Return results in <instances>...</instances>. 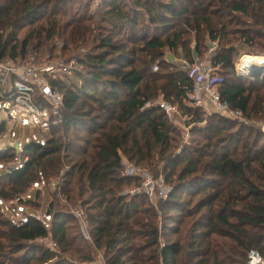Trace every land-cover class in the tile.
<instances>
[{"label": "trees", "instance_id": "16d2710c", "mask_svg": "<svg viewBox=\"0 0 264 264\" xmlns=\"http://www.w3.org/2000/svg\"><path fill=\"white\" fill-rule=\"evenodd\" d=\"M135 4L142 15L126 11L121 0H102L97 14L77 0H0L1 62L24 60L30 51L46 56L54 40L74 50L86 48L72 80L50 81L64 97L51 138L27 144L21 153L0 148V264H71L38 242L49 239L63 253L75 245L69 226L74 217L56 211L54 201L50 217L16 221L6 214L29 205L41 212V191L52 179H59L54 192L84 209L93 244L112 255H106V264H126V254L130 264H145L149 251L152 262L159 257L162 264H180L184 253L185 264H248L253 250L264 262V132L219 112L208 117L190 98L195 83L188 68L166 65L159 55L164 49H184L192 67L203 56L200 41L208 34L219 44L212 63L223 74L217 84L222 102L248 121L264 119V77L244 83L235 70L239 45L248 54H264V0ZM238 15L249 22L242 26ZM143 16L147 24L139 23ZM139 32L143 35L137 38ZM187 32L197 34L190 51L183 39ZM157 63L160 69L154 72ZM162 103L197 125L193 147L181 155L175 156L174 128ZM204 122L206 127H198ZM6 129L2 122L0 136ZM123 156L136 166L154 171L156 165L162 171L172 187L163 210L192 223L187 248L174 243L162 249L158 229L145 236L147 226L152 227L141 220L148 214L143 210L147 197L136 194L129 200L124 195L139 188L140 179L123 175ZM37 186L36 200H27ZM82 260L93 263L92 258Z\"/></svg>", "mask_w": 264, "mask_h": 264}, {"label": "rangeland", "instance_id": "374dc122", "mask_svg": "<svg viewBox=\"0 0 264 264\" xmlns=\"http://www.w3.org/2000/svg\"><path fill=\"white\" fill-rule=\"evenodd\" d=\"M77 1H82L83 5H89V11L96 13L97 9L100 7L102 0H92L88 2V0H77ZM159 1H164L165 0H159ZM167 1V0H166ZM136 0H121V3L123 4V8L126 9V11H129L132 15H135L136 13L138 15H142L143 12L141 10L136 9ZM91 4V5H90ZM77 10L79 9L78 6L75 7ZM97 14V13H96ZM238 17V22L242 23V26L245 25V23L249 22L248 18H242L241 16H236ZM98 19V18H97ZM148 23V18L146 16H143L141 18V21L139 23ZM92 30H94L93 25L91 26ZM135 33V31H133ZM25 33V32H24ZM24 33L20 34V38L22 39L24 37ZM96 36V32H93L92 34ZM143 35L142 32L137 33V38L141 37ZM184 41L187 42V47L189 48V51L192 49H195V45L197 43V34L195 32H187L185 38H183ZM93 40V39H92ZM91 40V41H92ZM118 43H124V40L119 38L117 41H120ZM202 47L201 51L204 49V53L202 57H196L194 63H203L205 66L211 65L210 61V56H209V50L213 48L212 43L214 41L210 40L208 34H203L201 37ZM127 45V44H126ZM217 45L219 46L218 42ZM129 49H131V46H129ZM48 50L50 52L47 53L46 56L40 55L39 52L36 51H30L29 55L26 59L24 60H18L12 61L16 66H22L24 64H40L42 62H48V63H56V62H63L64 64L69 65L71 61L77 60L78 57H82L86 53V48H80L78 50H74L73 48H70L66 46L62 42V40H54L51 42V44H48ZM138 49V48H137ZM239 54L235 56V70L236 73L238 74V77L245 82L248 80H256V79H263L264 77V69L261 71L260 74L254 75L252 78H245L244 76L239 75V70H242L245 72L247 70V64H248V57H262L264 58V54H248L247 51H245V47L243 45H239L238 48ZM88 50V49H87ZM139 51V50H138ZM184 49H179L178 51H171L168 49H164L162 52H159V55H162L161 57V62L165 63L166 65L169 66H176L179 70H186L188 63L190 60L186 58L187 55H185ZM206 52V53H205ZM158 55V54H157ZM140 56V55H139ZM247 56V57H245ZM137 58V57H136ZM248 58L246 64L245 60ZM181 60L186 63L182 64ZM11 62L9 60L2 61V63H8ZM156 65L159 66L160 69V63H157ZM155 66V65H154ZM153 66V67H154ZM153 67L151 69H153ZM165 67V66H164ZM182 68V69H181ZM74 69L78 70V66L74 65ZM158 69V70H159ZM221 70L217 69L215 73H213V79L214 81L218 84L221 81V75L220 74ZM224 73V71H223ZM75 73L67 74L65 76H62L61 79H73ZM70 84V83H69ZM68 84V85H69ZM36 99L38 103V93H36ZM162 99H159L158 101H161ZM203 100L206 102L205 106V111L207 113V116H214L215 113H218V110L216 106L212 105L210 100L208 99L207 96L203 97ZM8 107L6 106L3 110H0V124L2 122H7V129L5 131V134L0 136V148H6V147H14V143L10 141V137L7 135L6 138H3L9 131L11 132L13 129L16 130L18 137L20 138L21 135H25L24 137L29 136V129L25 130H20V128L15 127L14 125H11L8 118V113L5 110ZM0 109H1V102H0ZM62 115V112H61ZM24 118L27 120V122L30 121V118L28 115H24ZM36 118V117H35ZM59 123L56 125L58 126L60 124L61 117L58 118ZM169 120L171 123V126L174 128L173 134L171 135V138L177 142L173 143V145L177 148L175 156L176 155H181L184 150L186 149H191L193 147V141H195L197 138L195 136H192V131L197 125H191L190 118L183 116L181 112H171L169 115ZM250 125L255 128L261 129L264 127V119L257 120L255 119L254 121H249ZM30 124V123H28ZM53 127L50 126L48 130H46L45 133H41L40 129H35L33 134L39 136L40 138L42 137L45 141H47L49 138H51V128ZM200 128L206 127V123L204 122L200 126ZM45 131V130H44ZM32 133V132H31ZM122 162H129L127 158L123 156V161ZM131 165L136 167L140 171V173L146 175V177H149V179L152 182V188L154 189V196L153 197H147V201L145 202V206L143 208L144 211H146L148 214L144 215L141 217V220L146 225L151 224L152 227H148L144 230L145 236L149 238L151 236V233L154 229H158L159 232V239H158V246L161 247L162 249L164 248V245L166 244H174V243H180L181 245H184L185 248H187L189 242L188 241V236H189V229L191 228L190 220L185 219L184 216H180L178 213H171L168 210H163L164 207L162 208L161 205H163L164 201L167 200L163 197H161L160 194V188H166L168 193L170 194L172 191L171 185L166 182L165 177L161 175L162 171L159 170L158 166H154L152 170L147 169V167L144 166H136L135 164H132L129 162ZM179 171V169H177ZM123 175H124V168H122ZM178 175V174H177ZM175 175V177L177 176ZM143 178H140V186L143 184ZM175 179V178H174ZM59 179L55 180L52 179L48 181L47 186L49 185V188L43 187L41 191V195L44 196V200L42 203L44 204L43 209L40 211L35 210V208L32 205H29L28 207L26 206H20L18 209L14 211H10L8 209L7 211V216L11 220H18L19 217H23L25 220H27L29 217H40L41 214L46 216V212L49 209V205L51 204L52 201H54L55 204V210L62 212L65 215H71L74 217V220L70 218L69 226L72 228L71 229V237L73 240H75V245H72V249L69 250L68 252H61L57 247H53L52 245H48L47 243H41L43 246L48 248L49 250L53 251L55 255L57 256V259H67L71 264H81L82 259L86 258H92L93 263L92 264H106V255H109L110 257L112 256L105 247L98 248L97 245L93 244V241L90 238V225L87 221L88 216L86 215L84 209L81 207H73L69 203L66 202L64 198H62L61 194L58 192H54L56 190V187L58 186V181ZM173 180V179H172ZM171 182V181H170ZM40 186V185H39ZM41 188V187H40ZM139 189V188H138ZM135 188H129L125 190L124 195L128 197L130 200L132 198V195L130 193L134 190H138ZM39 192L38 186L34 188L31 191V197L33 200H36L37 195ZM52 193V195H51ZM56 193L58 194L56 196ZM52 197V199H51ZM54 197V198H53ZM4 207H9L12 205L8 202H5ZM17 204H13V207H15ZM39 207V206H38ZM42 216V215H41ZM187 217V216H186ZM149 235V236H148ZM147 237H145V241H147ZM149 241V240H148ZM151 247V246H146V248ZM154 248H152V251ZM151 251L145 254L146 261L145 264H162V261L159 260V257L155 259L152 262V258L150 256ZM129 255V254H128ZM128 255L126 254V259L125 263L130 264L128 260ZM186 256V253H184L181 256L180 264H185L184 263V258ZM55 259V261L57 260ZM54 261L49 262L48 264H53Z\"/></svg>", "mask_w": 264, "mask_h": 264}, {"label": "built area", "instance_id": "2783aa9c", "mask_svg": "<svg viewBox=\"0 0 264 264\" xmlns=\"http://www.w3.org/2000/svg\"><path fill=\"white\" fill-rule=\"evenodd\" d=\"M213 48L209 50L210 61L212 63L216 56L218 48L217 42L212 43ZM181 63L185 64L181 60ZM74 65L79 67L76 60L71 61L69 65L63 62L48 63L42 62L40 64H24L22 66H16L12 61L8 63H2L0 61V102L1 109L3 110L6 106L8 110V120L11 125L18 127L22 130L26 128H38L41 133H45L50 126L59 123L61 112L64 107V97L61 92L53 88L50 81L61 79L62 76L71 74L76 69ZM189 71V77L195 83V91L190 95V98L195 101L197 107L206 106V102L203 100L204 96H207L212 105L216 106L218 112L225 118L235 120L239 123H243L247 126L250 122L245 119L243 114L238 110H233L227 103L222 102L219 88L217 83L214 81L213 73L216 72V68L211 65L205 66L203 63H195L192 67L187 66ZM159 67L155 65L153 71H158ZM264 69L262 67L259 73L247 74L242 70H239V74L243 73L245 78H252L254 75H258ZM36 93H38V102ZM43 100L45 104L42 106L40 101ZM161 107L170 115L171 112H177L176 109L168 104L162 103ZM24 115H28L30 121L24 118ZM36 117V118H35ZM8 122V121H6ZM30 123V124H28ZM45 130V131H44ZM264 132V127L262 128ZM32 132V133H31ZM33 130L30 131L28 137L21 135L19 138L16 130L9 131L3 138L8 135L11 142L14 143V148L17 153H21L23 148L27 144L38 143L44 144V139L35 134ZM122 168H124V176L127 178H143V184L138 190H134L130 195L144 194L149 197H153L154 189L152 188V182L149 177L140 173L136 167L131 165L129 162H122ZM161 197L167 199L168 191L166 188H160ZM127 195V194H126ZM31 194L27 196V200H32ZM7 210V208H6ZM22 223L25 220H20ZM39 243H47L56 248L49 239H43L38 241ZM248 264H264L260 254L257 251H251L248 255Z\"/></svg>", "mask_w": 264, "mask_h": 264}, {"label": "bare ground", "instance_id": "6f19581e", "mask_svg": "<svg viewBox=\"0 0 264 264\" xmlns=\"http://www.w3.org/2000/svg\"><path fill=\"white\" fill-rule=\"evenodd\" d=\"M264 67V58L262 57H250L248 60L247 74L259 73L260 69Z\"/></svg>", "mask_w": 264, "mask_h": 264}, {"label": "water", "instance_id": "95a60500", "mask_svg": "<svg viewBox=\"0 0 264 264\" xmlns=\"http://www.w3.org/2000/svg\"><path fill=\"white\" fill-rule=\"evenodd\" d=\"M240 76H243V73L239 74ZM53 205L52 203L49 205V208H51ZM46 217H50V210H47Z\"/></svg>", "mask_w": 264, "mask_h": 264}, {"label": "crops", "instance_id": "0c3cea01", "mask_svg": "<svg viewBox=\"0 0 264 264\" xmlns=\"http://www.w3.org/2000/svg\"><path fill=\"white\" fill-rule=\"evenodd\" d=\"M245 57H247V56H245ZM247 60H248V58L245 60V64H246ZM247 68H248V64H247ZM245 72L247 73V70H245Z\"/></svg>", "mask_w": 264, "mask_h": 264}]
</instances>
